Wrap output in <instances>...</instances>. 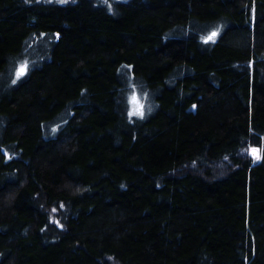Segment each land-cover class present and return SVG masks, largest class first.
Returning <instances> with one entry per match:
<instances>
[{"label": "trees", "instance_id": "trees-1", "mask_svg": "<svg viewBox=\"0 0 264 264\" xmlns=\"http://www.w3.org/2000/svg\"><path fill=\"white\" fill-rule=\"evenodd\" d=\"M0 264H264V0H0Z\"/></svg>", "mask_w": 264, "mask_h": 264}, {"label": "rangeland", "instance_id": "rangeland-1", "mask_svg": "<svg viewBox=\"0 0 264 264\" xmlns=\"http://www.w3.org/2000/svg\"><path fill=\"white\" fill-rule=\"evenodd\" d=\"M45 1H56V2H61V3H67V2H71V1H73V0H63V2H62V0H45ZM111 3H113V2H116V1H122V0H109ZM108 0H107V2H109ZM123 1H125V0H123ZM109 7H111L110 6V4H109ZM212 32H210L209 34H207L205 37H204V39L206 38V37H208L210 34H211ZM214 39V38H213ZM21 63H23L22 61H20V62H17L16 63V65H15V67H14V69H13V77H15V78H17V75H16V70H17V67L21 64ZM128 86H127V89L125 90V98H126V102H127V106H128V108H127V115H128V117L131 119V120H141V119H144L146 116H148V114H149V112H150V110H149V108H148V104H147V102L145 101V99H144V97H143V95L140 93V92H138L131 84H130V77H129V81H128ZM136 97L137 99H138V101H139V104H141V105H143V116L142 117H140V116H138V115H132L131 114V112H132V110H133V107H134V105H133V102H132V98L133 97ZM253 150H257V154H253ZM244 154L245 155H247L249 158H251V160L253 161V162H258L259 161V159H260V149L259 148H257V147H255V146H249V147H247L246 148V150H244Z\"/></svg>", "mask_w": 264, "mask_h": 264}, {"label": "snow or ice", "instance_id": "snow-or-ice-1", "mask_svg": "<svg viewBox=\"0 0 264 264\" xmlns=\"http://www.w3.org/2000/svg\"><path fill=\"white\" fill-rule=\"evenodd\" d=\"M63 2V0H62ZM216 32L211 33L208 37L205 38V42H209L211 40H213V38L216 36ZM28 72V62L25 61L23 63H21L16 70V75L17 78H20L24 75H26ZM16 81L14 80L13 83H15ZM132 102H133V110L131 112L132 115H138L140 117L143 116V105L139 104L138 99L134 96L132 98ZM253 154H257V150H253Z\"/></svg>", "mask_w": 264, "mask_h": 264}]
</instances>
